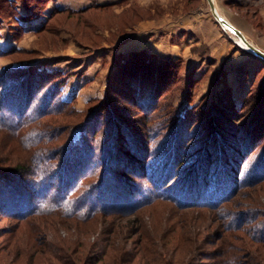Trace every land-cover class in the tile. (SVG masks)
I'll use <instances>...</instances> for the list:
<instances>
[{"label":"rangeland","instance_id":"374dc122","mask_svg":"<svg viewBox=\"0 0 264 264\" xmlns=\"http://www.w3.org/2000/svg\"><path fill=\"white\" fill-rule=\"evenodd\" d=\"M214 2L264 51V0ZM235 35L219 23L208 0H0V77L21 78L33 68L44 73L34 102L38 122L51 129L57 145L71 131L81 142L87 130L92 147H101L95 129L107 128L108 107L120 122L111 130L114 140L124 125V136H147L156 147L166 142V124L180 118L186 127L202 122L198 142L224 136L241 143L250 132L247 123L264 106V60L241 48ZM141 53L172 65L173 84L157 108L141 106L120 80L123 65ZM51 86L58 101L71 105L67 111H58L59 104L46 112L41 96ZM88 122L89 128L80 127ZM213 123L217 133L210 134ZM9 138L0 134V164L25 155ZM259 143L247 158V177L264 162V139ZM259 176L226 202L224 218L211 207L170 201L150 203L115 223L113 217L88 223L51 217L41 239L24 236L19 250L5 242L19 222L0 214V264H264V172Z\"/></svg>","mask_w":264,"mask_h":264},{"label":"trees","instance_id":"16d2710c","mask_svg":"<svg viewBox=\"0 0 264 264\" xmlns=\"http://www.w3.org/2000/svg\"><path fill=\"white\" fill-rule=\"evenodd\" d=\"M171 67L170 62L141 53L123 65L120 80L138 95L141 106L149 108L172 86ZM23 71L25 75L21 78L0 77V134L10 137L25 152L17 163L0 164V214L19 222L7 232L10 234L4 240L7 248L15 244L17 250L21 249L22 243L19 247L18 243L29 235L41 239L51 217L87 223L99 217H113L109 219L114 222L158 201L175 202L185 208L211 207L224 218L226 202L240 192L247 180L259 178L264 172L262 162L252 177L243 174L248 167L247 158L264 139V128H259L264 124V106L257 118L246 124L250 132L244 143L233 140L234 137L226 140L224 136L216 137L217 141L212 140L211 144L208 140L199 143L197 139L204 135L200 133L202 122L194 121L186 127L179 122L180 118L166 124V142L158 141L156 147H151L152 139L147 136L144 139L135 134L124 136V125L114 140L111 130L120 122L115 110L108 107L109 121L104 124L107 128L95 129L101 147H92L87 130L82 133L83 141H76L71 131L67 140L57 145L51 129L38 122L41 114L34 102L46 83L45 75L34 68ZM50 90L44 94L46 97L41 96L46 98V112L58 109L59 104L58 111H67L64 109L71 105L58 101L52 86ZM82 126L89 128L90 122ZM215 128L217 125L213 123L207 131L217 133ZM244 145L249 150L245 153L238 149ZM99 151L102 155H96ZM219 155L220 159H216ZM114 166L117 171H113ZM139 178H147L152 185ZM115 227L114 224L113 232Z\"/></svg>","mask_w":264,"mask_h":264},{"label":"water","instance_id":"95a60500","mask_svg":"<svg viewBox=\"0 0 264 264\" xmlns=\"http://www.w3.org/2000/svg\"><path fill=\"white\" fill-rule=\"evenodd\" d=\"M211 10L213 12V15L216 17V19L219 21V23L222 26H226L229 27L233 30V33H235L237 36H239L240 38L243 39V41L247 44V46L251 49L250 52H252L253 54L257 55L258 57H260L261 59L264 60V51L261 50L260 48H258L257 46H255L253 43H251L243 34V32L238 29L237 27H235L231 22H229L227 19L219 16V14L216 11V5L214 0H208Z\"/></svg>","mask_w":264,"mask_h":264},{"label":"bare ground","instance_id":"6f19581e","mask_svg":"<svg viewBox=\"0 0 264 264\" xmlns=\"http://www.w3.org/2000/svg\"><path fill=\"white\" fill-rule=\"evenodd\" d=\"M216 11H217V13L219 14V16L225 18L221 13H219L217 7H216ZM229 22H230V21H229ZM223 27H224V29H226L228 32H230V33H232V34L234 35L233 30H232L231 28L226 27V26H223ZM243 34H244V33H243ZM244 35H245V34H244ZM245 37L247 38V36H245ZM234 38L237 40V42H238V44H239V46H240L241 48H243V49H245V50H248V51L251 50V49L247 46V44L243 41L242 38H240V37L237 36V35H235Z\"/></svg>","mask_w":264,"mask_h":264},{"label":"crops","instance_id":"0c3cea01","mask_svg":"<svg viewBox=\"0 0 264 264\" xmlns=\"http://www.w3.org/2000/svg\"><path fill=\"white\" fill-rule=\"evenodd\" d=\"M250 53V52H249ZM252 54V53H251Z\"/></svg>","mask_w":264,"mask_h":264}]
</instances>
